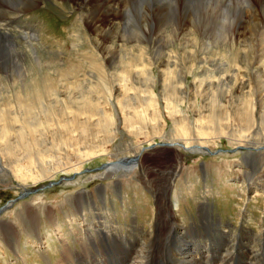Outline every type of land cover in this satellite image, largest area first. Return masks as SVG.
<instances>
[{"label": "rangeland", "instance_id": "1", "mask_svg": "<svg viewBox=\"0 0 264 264\" xmlns=\"http://www.w3.org/2000/svg\"><path fill=\"white\" fill-rule=\"evenodd\" d=\"M76 1L68 4L42 0L31 16L21 18L23 23L0 20L3 26H10L1 33L16 38L11 42L9 38L3 40L0 56V130L4 131L0 138H5L0 140V264H122L132 254L127 241L129 227L142 233L133 249L139 251L145 233L153 232L161 240L162 230L157 224L161 220L182 222L176 238L166 242L167 264H186L190 256L196 258L194 239L218 242L217 237H229L227 246L238 239L245 251L237 249L236 262L241 258V264H249L243 255L254 246L258 255L253 263L264 264V129L259 128L263 111L253 113L255 128L247 127L250 122L239 128L243 123L231 118L228 124L221 123V129L209 130L207 117L211 111L200 106L206 104L211 93L196 97L197 100L189 98L192 89L207 91L214 87L213 90L229 91L220 114L217 110L211 112L221 119L238 109V99L233 96L251 99L248 71L242 68L244 62L240 58L247 51L246 46L237 45L231 51L222 46L217 38L221 21L224 22L217 18L207 19L209 35L216 38L210 41V56L198 48H183L175 41L172 46L165 43L167 40L151 46L117 40V48H98L99 36L83 30L76 19L77 3L82 0ZM254 6L264 10V5ZM263 16L260 12L254 18ZM103 23L109 24L106 20ZM25 35L31 37V46L20 37ZM13 41L16 45L12 47ZM188 52L195 54L198 63L205 57L209 60L205 74L213 75L212 78L202 82V69L185 58ZM251 58L247 56L245 61ZM174 61L175 67L170 64ZM219 65L221 72L216 69ZM142 69L150 71L157 80L153 86L145 83V104L150 99L148 110L155 113L154 122L143 117L144 108L139 104L131 105L129 110L121 102L122 95L136 99L133 73ZM172 69L181 80L171 75ZM100 113L106 123L111 121L114 125L100 122ZM132 113L136 115L133 120ZM149 122L151 125L146 128ZM179 139L192 140L188 146L200 144L202 152L180 147ZM24 140L29 142L24 144ZM163 141L177 145L161 146L167 144ZM35 149H41L43 154L37 156ZM26 150L33 154L24 156ZM137 155L143 173L135 168L130 173L104 176L107 165L118 162V158L130 160ZM45 160L52 164H42ZM79 161L83 163L76 170ZM33 162L40 170L33 169ZM17 164L24 167V174H16ZM170 169H176V175L166 180V201L164 194H158L159 184L163 183L159 178L160 173L172 172ZM252 173L253 179H260L263 184L261 189L246 191ZM39 187L43 190L29 195ZM163 203L169 206V214L162 208ZM26 206H32L34 211L27 214ZM81 217L85 226L69 224L81 221ZM6 225L12 229L11 236L4 235ZM107 225L112 230L103 232ZM55 226L61 228L57 234L64 236L65 241L54 234ZM114 234L116 245L111 241ZM256 237L261 240L253 243ZM38 239H45L44 244H39ZM145 243L146 247L158 248L161 241L147 244L146 239ZM232 261L234 264V258Z\"/></svg>", "mask_w": 264, "mask_h": 264}, {"label": "bare ground", "instance_id": "2", "mask_svg": "<svg viewBox=\"0 0 264 264\" xmlns=\"http://www.w3.org/2000/svg\"><path fill=\"white\" fill-rule=\"evenodd\" d=\"M61 1L63 2L66 1L68 4L77 2L76 0H61ZM41 2L42 0H0V20H2V22L8 21V23H14V22H17V24L21 23L22 22L21 18L24 16H28V15L31 16L30 12L34 11L35 8H37L39 4H41ZM77 4L78 6L76 8L78 9L79 12L76 16V19L80 21V23L83 25V30L91 32L100 37V38L98 37L97 39L96 46L98 48L103 47V49L104 48H117V42L118 41L123 42L125 40L139 43V45L145 43V45L147 46L159 45V43H161L162 41L167 40L165 41V43L172 44V46L174 45V41H175L176 43H181L183 48H190V49L198 48V49H201L202 53L204 54L206 53V55L210 56L208 49H212L211 47L213 46L210 41H215L216 38L214 37V34L209 35V31L207 30L209 23L207 19L217 20V18H222L224 23L222 24V21H221L220 34L217 38L219 39L220 43L224 44L222 46H226L227 49H229L230 51L233 50L235 46L237 45L246 46L247 51L242 53L240 58L244 62V65L242 66V68H245L248 71L246 72V77L249 79L247 87L249 88V92L252 93L250 97L251 99L249 100L242 99L239 95L233 96L234 100L238 99V104L241 107L238 106L237 104L238 109L235 110V113H231V116L225 115L221 119L218 116L220 114L219 112H221L224 107L221 103H226L225 101L227 100L229 91H225V90L222 91L219 88H215L213 90L214 87H209L210 89L208 88L207 91H203V90L199 91L200 88L192 89L191 94H189L190 95L189 98H194L195 100H197L196 97L203 98L205 97V94L211 93V95H209L208 98L205 99L206 104L204 103L203 105L200 106V108L203 110H210L211 112L217 110L219 113L218 115H211V112L209 113L210 116L207 117V121H208L207 128L209 130L221 129L222 127L221 123L225 122L226 124H228L231 118L233 120L239 121L240 123H243L237 126L239 128L244 127L243 126L244 124L245 126H247V124L250 122V125H248L247 127L249 129L250 128L252 129V127H254L253 125L256 122L254 121V115H253L255 111H261V112L263 111L261 115L259 116V119H260L259 128L260 126H262V128L264 129V94H263L264 93V78H260L262 74H264V70H263L264 68H262V65H263L262 61L264 60V16L260 19L254 18L256 16H260V12H262V14L264 15L263 9H261L260 11L258 10V8L254 6L255 4L264 5V0H82V2L77 3ZM243 16H246V18H243ZM104 20L109 22V24L105 25L103 23ZM75 22L76 20H74V23ZM6 27L8 28L10 26L9 25L3 26L2 23L0 22V28H3V29H0V56L2 55V51H3L2 50L3 46L1 44L3 40L9 38L8 41L11 42V40L16 39L10 34H8L7 36V34L1 33V31L6 30L5 29ZM30 29L35 30L33 29V27L32 28L30 27ZM73 29H75V27H73ZM39 30L42 31L43 28L41 27ZM79 31H82V29H80ZM168 31H171V34H169ZM193 36L196 39V41L193 38ZM20 37H23L24 39H26L28 45L31 44L29 41L31 37H28L26 35L20 36ZM206 39L208 40V42H206L207 41ZM93 40L96 42V39H93ZM99 41H102L108 45L106 46L104 45V43L99 44ZM14 45H16V42L13 41L12 47ZM133 46H135L134 43H133ZM157 49L164 51L161 46H158ZM252 53H254V55ZM185 56H186L185 58L189 60L191 65L196 66L198 64L201 67L202 73L200 76L201 77L204 76L202 82L204 80H208L213 77V75L211 74H209L211 76H206L205 74V72H207L206 71L207 69L205 68V66L209 62V60L206 57L202 58L200 62L198 63L195 61L194 53L188 52V53H185ZM247 56H252V58L249 61H245L247 59ZM225 62L227 64V61ZM175 63L176 61H174V63L171 62L170 64L173 67H175ZM222 65L223 67L226 66L224 62ZM216 69L221 72L220 65L216 66ZM22 74L25 75L24 73ZM133 74H134V80L136 81V84H137L136 85L137 89H136V94H135L136 99L133 100L132 96H129V95H122L121 96L122 106L124 109L132 110L131 105L139 104L141 108L142 107L144 108L142 109V111H144L143 117H149L151 119L150 121L154 122L153 117L155 113L150 112L148 110L150 106V99H148V103L145 104V99L148 96V92L145 91V83H147L149 86H153L157 80L154 78V75L147 69H142L140 72H134ZM131 75L132 73L129 75V80L131 79ZM171 75H173L174 77H177L178 80H181L180 75L177 74V71L175 69L171 70ZM158 79L162 82V78L160 74H158ZM231 81L232 80H230V82ZM183 93L185 94L186 92H183ZM140 94H142L141 97L139 96ZM101 112L103 113L104 110H101ZM237 112L241 113V115H239ZM102 113L99 114L101 118L100 122L110 125L111 121L109 122L107 121L106 123V121L101 117ZM214 117L216 119H214ZM135 118H136V115L132 113L130 119L133 120ZM122 119L123 121H125L123 117ZM245 120H247L248 122L246 123ZM111 125L113 126L114 124L111 122ZM150 125H151L150 122H149V125L145 124L146 128H148V126ZM211 125H214L217 128H210ZM151 129H153V127H151ZM0 132L3 133L4 131L0 130ZM5 133H7V131ZM23 138L28 139L27 136H23ZM0 140L5 141V138L4 139L0 138ZM179 140L180 141L178 142V144L180 147L184 149H190L192 147L193 153L202 152L203 150L200 144L188 146L187 144H190V142L192 141L190 139H188L189 141H186L183 139H179ZM24 142H25L24 144H26L27 142H29V140H24ZM163 142L167 143V144H162V145H166V147H169V146L172 147L173 145L176 144L171 141L170 142L163 141ZM256 145L259 146L258 144ZM46 147H49V146H46ZM41 149H35L37 156L41 155L42 153ZM48 150H50V148H48ZM0 152L2 151L0 150ZM205 152H209V151L205 149ZM23 154L24 156H29V154H33V153L32 151L29 152L28 150H26V152H24ZM176 158L179 159V156L177 155ZM139 159H140V156L138 155L130 160H128V158H118L117 159L118 162L109 164L105 167L104 176L106 177V175L112 176L115 174L130 173V172H133L135 168H140V171L143 173L144 169L141 167L139 163ZM135 161H138V163H135ZM41 163L44 165L46 163H48L49 165L52 164V162H50L49 160H45L44 162H41ZM82 163L83 161L77 162L76 170H79L78 168ZM31 165L34 166L33 168L34 170H37L38 169L37 167H39L37 163L35 162H33ZM16 167H17L16 170L18 171L16 174H21V175L24 174V170H25L24 167L23 168L20 167L19 164H17ZM170 170H172V172L165 171L169 176H167L166 173H162V174L160 173L161 177L159 178L160 180L163 179L162 181L164 185L163 183L159 184L161 188L158 190L159 191L158 194L159 195L164 194L166 201L168 200V194L166 195L168 191L166 180L170 178L171 176L176 175L175 173L176 169H170ZM26 172L27 170L25 171V173ZM144 176L147 178L146 175ZM253 176H254V173L250 175V182L246 184V191L257 190V188L261 189L262 187L263 181L260 179L259 180L253 179ZM155 190H157L156 185H155ZM163 201L165 202V199H163ZM168 207L169 206L167 204H164V203L162 204V208L168 211L167 214H169ZM83 220H84V217H81V221L74 220V222H70L69 224L72 226L74 224L78 226H81V225L85 226L84 224L85 221ZM31 221H29L30 225H31ZM98 223H100V221H98ZM157 224L160 225V228L162 230L161 240H157L156 236L153 235V232L152 233L147 232L144 234V239L142 241V244L140 245V247H138L139 251L137 250L134 251L133 249L135 248V244L137 243L138 239L142 237V233L136 232L135 231L136 229L134 227H129L130 229L129 238L130 239L128 238L127 241L129 243V248L131 249L132 254L125 261V263L122 262V264H146L145 261L143 262V259L148 261V264H149V261H150V264H167L166 260L169 258V254L167 253V250H164V248L167 246L166 242L171 243L173 241V237L174 239L176 238L179 232V229L182 225V222L181 220H161L159 223L157 222ZM212 226L214 225L212 224ZM89 227L90 225L86 226L85 228L86 233H89L87 231ZM91 227L94 228V225H92ZM1 228H4V226L1 225ZM55 228H54L55 229L54 234L57 237H60L65 241L66 239L64 238V236H61V234L59 236V234H57V233H61V228L56 227V226ZM110 228L112 230V227L110 225H107L104 228L103 232L110 230ZM156 228L159 230L157 225L155 226V229ZM9 229L12 231V229L8 228V225H6V228L4 230L5 236H11V232ZM214 233L215 231L211 232L210 234H214ZM48 236H51V234L47 235V237ZM146 239L148 241L147 244H149V241L151 240L161 241V243L158 246V248L153 247L152 245L146 247L147 246L145 243ZM217 239H219V241L222 242V245L220 244L219 241L218 242H215L213 240L204 241L202 239L199 240V238L194 239L192 249H193L194 256L198 259L190 256L186 260V264H213L211 263L212 261L214 262V264H231L233 263L232 261L233 258L235 259L237 256L238 248L245 251V249L240 245L237 238H235L234 243L230 244L229 246L226 245V243L230 242L229 237H217ZM260 240L261 239L259 237L253 238V243L254 241L259 242ZM43 241H45V239L43 240L38 239L39 244H42ZM111 241H112V245H116L118 243L117 237L115 234L113 235V238ZM246 250L247 252H249V254L243 255V257L245 258V261L247 262L250 261L249 264H254L253 261H256L255 259H256V256L258 255V251L255 250L254 246H251L250 249L247 248ZM144 252H145V256H144ZM186 253H189V250L186 251ZM232 255L233 257H231ZM175 258L176 257L173 256V260ZM262 262H263V259H262ZM118 264H121V263H118Z\"/></svg>", "mask_w": 264, "mask_h": 264}, {"label": "crops", "instance_id": "3", "mask_svg": "<svg viewBox=\"0 0 264 264\" xmlns=\"http://www.w3.org/2000/svg\"><path fill=\"white\" fill-rule=\"evenodd\" d=\"M24 209H25V207H24ZM26 211H28L27 212V214L30 212V213H32L34 210H33V208H32V206L30 207V206H26ZM35 214H36V212H34ZM19 214H20V212H19ZM39 219V218H38ZM56 219V218H55ZM55 219H53V220H55ZM57 220V219H56Z\"/></svg>", "mask_w": 264, "mask_h": 264}]
</instances>
